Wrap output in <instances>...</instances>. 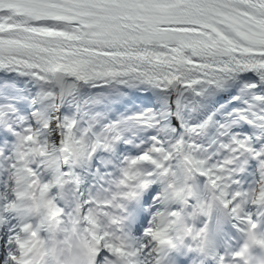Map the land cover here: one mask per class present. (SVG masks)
Wrapping results in <instances>:
<instances>
[{"label":"snow or ice","instance_id":"6c2138e0","mask_svg":"<svg viewBox=\"0 0 264 264\" xmlns=\"http://www.w3.org/2000/svg\"><path fill=\"white\" fill-rule=\"evenodd\" d=\"M0 264H264V0H0Z\"/></svg>","mask_w":264,"mask_h":264}]
</instances>
